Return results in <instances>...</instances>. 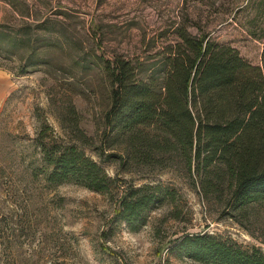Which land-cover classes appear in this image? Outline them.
Returning <instances> with one entry per match:
<instances>
[{"label": "rangeland", "instance_id": "1", "mask_svg": "<svg viewBox=\"0 0 264 264\" xmlns=\"http://www.w3.org/2000/svg\"><path fill=\"white\" fill-rule=\"evenodd\" d=\"M179 25L261 64L264 0H0V264H202L170 250L197 232L264 251V203L233 210L229 182L212 177L214 190L204 188L205 176L179 156L163 167L124 165L120 145L105 150L118 155L105 161L85 146L115 179L111 194L49 186L31 172L44 124L47 140L76 141L77 123L100 145L110 104L104 63L122 56L153 67ZM16 35L22 40L12 45ZM144 183L170 186L178 200L131 231L115 218L117 200Z\"/></svg>", "mask_w": 264, "mask_h": 264}, {"label": "trees", "instance_id": "2", "mask_svg": "<svg viewBox=\"0 0 264 264\" xmlns=\"http://www.w3.org/2000/svg\"><path fill=\"white\" fill-rule=\"evenodd\" d=\"M175 34L149 69L122 56L104 63L110 104L100 145L77 123L76 141L47 140L44 124L37 137L40 163H31V172L49 186L76 183L111 194L115 179L85 146L105 161L118 156L105 150L120 145L124 165L163 167L176 155L190 172L205 176L202 185L210 191L212 177L226 179L233 210L264 203V51L261 64H253L237 47L194 34L189 25H179ZM21 40L16 35L12 45ZM177 196L161 183L130 184L117 200L115 218L138 231L150 211ZM170 250L202 264H264L260 246L209 232L184 233Z\"/></svg>", "mask_w": 264, "mask_h": 264}]
</instances>
